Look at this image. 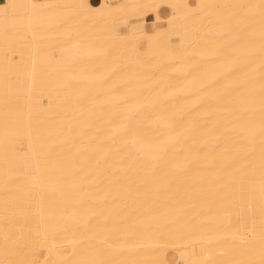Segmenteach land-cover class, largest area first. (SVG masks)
<instances>
[{
	"label": "bare ground",
	"instance_id": "6f19581e",
	"mask_svg": "<svg viewBox=\"0 0 264 264\" xmlns=\"http://www.w3.org/2000/svg\"><path fill=\"white\" fill-rule=\"evenodd\" d=\"M260 5L0 3V264H264Z\"/></svg>",
	"mask_w": 264,
	"mask_h": 264
},
{
	"label": "snow or ice",
	"instance_id": "6c2138e0",
	"mask_svg": "<svg viewBox=\"0 0 264 264\" xmlns=\"http://www.w3.org/2000/svg\"><path fill=\"white\" fill-rule=\"evenodd\" d=\"M9 7H16L15 5H4V9L6 10L7 8ZM32 8H52V7H57L55 5H38V4H35V5H32L31 6ZM78 7H82V8H86L90 11H98V10H95V9H92V7L90 6L89 3H85L83 5H79ZM105 7V5H101V9L99 10H102L103 8ZM154 9H158L159 7H165L164 5H153L152 6ZM166 7H169L172 9V19L175 18V9H176V5H167ZM182 7L184 8H189V5L185 4V5H182ZM197 7H202L201 5H197ZM238 7H243V6H238ZM260 8H261V12H260V16H261V22L262 24H264V0H261V5H260ZM157 15V22H159V12L157 11L156 13ZM169 23H171V19L169 20ZM260 35H261V38L264 39V28H262L261 32H260ZM262 164H264V161H262ZM261 195H262V198H264V184H262L261 186Z\"/></svg>",
	"mask_w": 264,
	"mask_h": 264
},
{
	"label": "crops",
	"instance_id": "0c3cea01",
	"mask_svg": "<svg viewBox=\"0 0 264 264\" xmlns=\"http://www.w3.org/2000/svg\"><path fill=\"white\" fill-rule=\"evenodd\" d=\"M5 2V0H0V3H4Z\"/></svg>",
	"mask_w": 264,
	"mask_h": 264
}]
</instances>
